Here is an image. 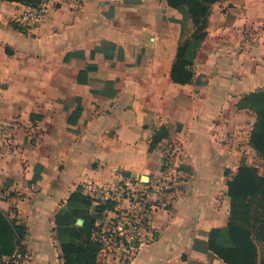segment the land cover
Listing matches in <instances>:
<instances>
[{"label": "crops", "instance_id": "obj_1", "mask_svg": "<svg viewBox=\"0 0 264 264\" xmlns=\"http://www.w3.org/2000/svg\"><path fill=\"white\" fill-rule=\"evenodd\" d=\"M47 3L42 20L21 31L14 21L30 8L0 0V211L24 229L19 245L32 264H64L61 245L77 242L64 232L83 220L57 218L85 209L69 199L123 178L145 182L174 148L184 180L151 218L154 241L129 264H225L193 245L214 228L226 242L227 181L241 161L264 165L249 145L256 114L243 101L264 89V0L211 5L205 39L186 53H194L186 84L171 79L178 47L194 43L184 7ZM160 128L167 136L149 151Z\"/></svg>", "mask_w": 264, "mask_h": 264}, {"label": "trees", "instance_id": "obj_2", "mask_svg": "<svg viewBox=\"0 0 264 264\" xmlns=\"http://www.w3.org/2000/svg\"><path fill=\"white\" fill-rule=\"evenodd\" d=\"M19 2L30 9H37L44 0H3ZM220 0H167V5L177 9L184 7L188 17L194 26L193 41L182 43L176 54V59L171 71V79L177 84H186L193 77V72L188 70L192 66L190 61L194 53L187 50L191 46L197 48L206 36L207 18L210 7ZM18 30L25 31L22 27L14 25ZM102 46L106 43H102ZM122 53V51H120ZM106 56V55H105ZM111 57V56H109ZM122 57L119 54V59ZM90 67H87V71ZM83 73H80L79 80ZM197 86L204 83L197 80ZM246 106L256 114V121L249 137V145L257 156L264 160V89L255 91L243 98ZM167 136L165 128H160L153 137L149 151H152L162 138ZM228 174V172H227ZM227 196L230 198L229 219L226 225V242H218L221 230L214 228L209 232L206 243L197 242L193 245L195 250L212 252L225 264H264L260 258V247L264 250V172L259 174L256 167L246 165L241 161L236 174L227 181ZM69 201H77L85 206L83 210H74L65 214L61 219L57 218V225H67L72 217L83 220L81 227H72L64 233H68L77 242L61 245V257L64 264H96L99 243L94 239L97 223L103 218L106 211L113 209V203H98L91 213L88 209L94 199L73 195ZM24 235V229L16 226L15 222L8 221L0 211V257L10 256L16 249L22 248L20 241ZM16 236V244H13Z\"/></svg>", "mask_w": 264, "mask_h": 264}, {"label": "built area", "instance_id": "obj_3", "mask_svg": "<svg viewBox=\"0 0 264 264\" xmlns=\"http://www.w3.org/2000/svg\"><path fill=\"white\" fill-rule=\"evenodd\" d=\"M48 9L43 1L37 9H30L16 19L18 27L38 24ZM174 148L164 154L161 170L145 182L140 179L123 178L113 190L90 186L87 194L95 201L113 203V209L106 211L97 224L94 239L100 249L97 260L112 264H129L141 248L153 242L156 236L151 227V218L163 208L174 189L184 180V174L174 160ZM32 254L24 247L16 249L8 257L0 259V264H32Z\"/></svg>", "mask_w": 264, "mask_h": 264}, {"label": "rangeland", "instance_id": "obj_4", "mask_svg": "<svg viewBox=\"0 0 264 264\" xmlns=\"http://www.w3.org/2000/svg\"><path fill=\"white\" fill-rule=\"evenodd\" d=\"M47 1V0H46ZM51 1V0H50ZM52 1H55V0H52ZM166 146H168V145H166ZM165 154V153H164ZM253 164H255V166H256V168H257V170L258 171H263V167H264V165H262V163H260V162H253ZM259 253H260V255L261 256H263L264 255V250H263V248L262 247H260V249H259Z\"/></svg>", "mask_w": 264, "mask_h": 264}]
</instances>
